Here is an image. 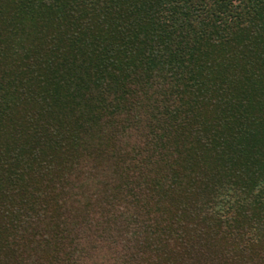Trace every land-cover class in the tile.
Segmentation results:
<instances>
[{"label": "trees", "instance_id": "1", "mask_svg": "<svg viewBox=\"0 0 264 264\" xmlns=\"http://www.w3.org/2000/svg\"><path fill=\"white\" fill-rule=\"evenodd\" d=\"M0 264H264V0H0Z\"/></svg>", "mask_w": 264, "mask_h": 264}]
</instances>
